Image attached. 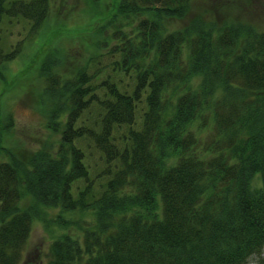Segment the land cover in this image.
<instances>
[{"label":"trees","instance_id":"1","mask_svg":"<svg viewBox=\"0 0 264 264\" xmlns=\"http://www.w3.org/2000/svg\"><path fill=\"white\" fill-rule=\"evenodd\" d=\"M191 2L116 0L136 33L118 29L90 59L54 39L74 36L62 26L39 42L17 76L37 74L59 139L0 159V264L20 263L33 221L49 225L43 207L97 221L52 240L45 264H245L264 253V30L199 15L167 30ZM49 15L50 0H0V22L21 16L33 33ZM16 53L0 47V62ZM195 122L211 125L203 142Z\"/></svg>","mask_w":264,"mask_h":264},{"label":"rangeland","instance_id":"2","mask_svg":"<svg viewBox=\"0 0 264 264\" xmlns=\"http://www.w3.org/2000/svg\"><path fill=\"white\" fill-rule=\"evenodd\" d=\"M5 1L8 3L12 0ZM244 3L247 1L192 0L184 18L165 19L164 24L167 30L177 29L199 15L203 19L218 22L242 21L264 30V0H252L249 5H243ZM115 4L116 0H50V15L37 33L32 32L31 22L28 19L21 16L2 17L0 47L3 52L17 53L13 60L5 61L3 64L0 62V68L6 80H9L5 83L0 78V134L3 146L0 150V159H6L5 153L10 151L17 158L26 160L30 153L42 148H55L58 142V135L51 132L46 125L48 105L42 94L43 87L36 80L37 74L17 76L39 47V42L50 30L52 36L57 34L58 31L53 27L62 26L74 36L54 37V39L71 47L67 52L73 56L72 58L90 59L97 51H101L100 55L104 54L107 51L104 45L119 41L110 39L111 33L118 29L128 35L136 33V23L116 15ZM133 18L137 20L136 16ZM93 23L98 31L86 30L88 26L92 27ZM99 26H105V29L100 30ZM84 27L86 29H83ZM200 78L196 76L192 83L196 85ZM192 127L194 130L197 129L195 133L200 142H203L211 125L200 129L195 122ZM198 153L205 154L202 148H198ZM258 180L259 178L255 177L252 183L255 185ZM31 202L32 199L28 195L22 198L20 204L26 206ZM43 209L51 222L46 225L39 220L33 221L30 237L18 264H45L52 240L63 235L80 238L84 229H93L97 222L91 210L62 211L58 207H43ZM56 218H60L57 222H67V224H57ZM263 256L264 253L261 256L253 255L245 264H261L260 257Z\"/></svg>","mask_w":264,"mask_h":264}]
</instances>
